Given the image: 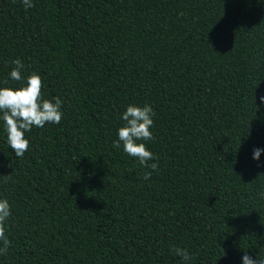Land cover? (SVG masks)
Masks as SVG:
<instances>
[{
  "label": "trees",
  "instance_id": "1",
  "mask_svg": "<svg viewBox=\"0 0 264 264\" xmlns=\"http://www.w3.org/2000/svg\"><path fill=\"white\" fill-rule=\"evenodd\" d=\"M19 58L63 116L0 127V264H241L264 258V4L258 0H0V84ZM155 112L146 168L113 147L128 104ZM152 172L148 180L143 174Z\"/></svg>",
  "mask_w": 264,
  "mask_h": 264
},
{
  "label": "clouds",
  "instance_id": "2",
  "mask_svg": "<svg viewBox=\"0 0 264 264\" xmlns=\"http://www.w3.org/2000/svg\"><path fill=\"white\" fill-rule=\"evenodd\" d=\"M24 8L30 9L34 6V0H21ZM264 4V0H258ZM14 67L8 73V79L21 82L20 86L0 84V127L3 129L6 143L12 149L14 156L23 157L29 150V139L26 133L35 128H43L46 124H59L62 116L63 101L59 97L45 99L42 94V78L39 73L33 72L27 77L23 75L24 64L16 58L12 61ZM261 104H264V96L260 97ZM154 109L150 104H128L125 110L120 113L119 119L123 121L117 129L116 139L113 147L120 149L129 157L146 168L153 171L157 169L155 156L141 141L153 139L152 126ZM264 148L254 147L252 159L260 166V158ZM152 172L146 171L142 179L148 180ZM264 195V193H261ZM12 215V206L9 200L0 196V255H5L10 246L7 232L9 221ZM172 252L178 256L182 264H190L192 257L187 250L174 247ZM241 264H264V258L256 255L250 256L247 251L240 258Z\"/></svg>",
  "mask_w": 264,
  "mask_h": 264
}]
</instances>
